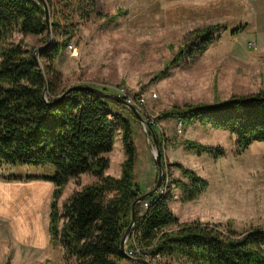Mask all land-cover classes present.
Segmentation results:
<instances>
[{
	"label": "rangeland",
	"instance_id": "rangeland-1",
	"mask_svg": "<svg viewBox=\"0 0 264 264\" xmlns=\"http://www.w3.org/2000/svg\"><path fill=\"white\" fill-rule=\"evenodd\" d=\"M60 1L53 0L54 7L46 1L49 23L45 33L12 30L2 46L21 44L38 57V51L52 41L60 45L65 42L52 60L65 89L89 83L110 92L123 88L129 95L142 96L140 108L133 106L148 122L156 124L157 134L164 138L163 160L182 164L208 183L200 196L182 202V192L171 181L186 179L176 167L164 165L161 186L167 182L172 187L169 206L179 223L200 221L237 232L264 224L263 141H252L240 150L227 129L200 122L181 127L175 118L156 121L173 105L210 103L216 98L264 91V0H93V10L83 4L81 13L75 1L67 0L64 15L55 11ZM56 19L72 34L54 27ZM212 24L220 28L206 50L193 57L185 54L177 64L168 65L179 48L189 49L195 44V32ZM240 26L242 30L233 35L231 31ZM250 40L256 49L248 46ZM68 44H72L71 49ZM37 60L43 71L44 61L40 57ZM163 70L166 72L161 74ZM124 115L132 124L139 149L135 181L142 188L145 183L152 188L157 176L153 141L132 114ZM185 139L219 147L222 154L188 150ZM119 142L122 144L117 127L112 151L105 154L109 169H114L118 159ZM52 173L51 165L0 163V182L22 193L14 200H0V264H78L74 258H66L63 247L51 239L49 211L54 184L42 176ZM148 174L149 180L144 178ZM94 181L96 178L88 173L69 179L57 198L59 211L74 191ZM32 189L40 196L29 195L27 190ZM132 236L133 228L126 239L127 250L132 247ZM162 262L178 263L174 257H160L154 264ZM119 264L134 263L125 258Z\"/></svg>",
	"mask_w": 264,
	"mask_h": 264
},
{
	"label": "trees",
	"instance_id": "trees-1",
	"mask_svg": "<svg viewBox=\"0 0 264 264\" xmlns=\"http://www.w3.org/2000/svg\"><path fill=\"white\" fill-rule=\"evenodd\" d=\"M46 1L54 7L53 0ZM73 1L80 13L83 4L93 10V0ZM67 9L68 1L61 0L55 11L64 15ZM53 25L62 27L63 34H72L59 19ZM47 28L44 10L36 0H0V163L51 165L53 173L42 177L54 184L49 211L52 241L63 247L66 258H74L78 264H119L125 259L120 240L131 219V205L145 192L135 181L139 149L132 124L124 115L132 113L85 89L73 90L56 101L65 88L52 60L65 42L60 45L52 41L38 51L44 61L43 71L34 53L21 44L2 46L12 30L40 35ZM219 28V24H212L195 32V44L189 49L179 48L168 65L177 64L185 54L193 57L206 50L216 40ZM241 30V26L236 27L231 33ZM171 118L178 119L181 127L200 122L227 129L243 150L252 141L264 142V91L216 98L210 103L173 105L156 121ZM133 119L139 122L134 115ZM149 123L163 153L164 138L157 134L156 124ZM117 127L125 159L120 176L113 177L105 174L109 166L105 154L112 151ZM184 143L197 153L222 154L219 147L186 139ZM162 163L176 167L186 179L171 181L182 192L180 201L194 200L205 192L208 183L193 170L180 163H166L163 155ZM85 173L96 181L74 191L59 211L57 198L63 187L69 179ZM161 188L134 206L133 239L141 250L158 253L161 258L174 257L178 261L175 264H264V224L237 232L200 221L179 223L169 206L172 187L166 182Z\"/></svg>",
	"mask_w": 264,
	"mask_h": 264
},
{
	"label": "water",
	"instance_id": "water-1",
	"mask_svg": "<svg viewBox=\"0 0 264 264\" xmlns=\"http://www.w3.org/2000/svg\"><path fill=\"white\" fill-rule=\"evenodd\" d=\"M37 2H39V4L42 6L44 13H45V23L48 26V8H47V2L46 0H36ZM49 44H47L46 46H48ZM45 46V47H46ZM39 57V54H37ZM35 59L38 63V57H36L35 53H34ZM81 89H85L88 90L94 94H96L99 97L102 98H108L111 99L119 104H121L124 108H126L127 110H129L137 119L138 121L143 124L145 126V131L148 137H150L153 141V159H154V164L155 167L157 168V176H156V180H155V184L154 186L148 190L147 192L143 193L141 196H139L131 205V219L130 222L128 224V226L125 228V230L122 232L121 234V240H120V250L122 255L126 258L131 260L134 264H154L152 262H149L147 260H145L144 258L140 257V256H133L131 255L126 248V239L128 236V233L132 230V228L134 227V222H135V210H134V206L136 203L140 202V201H144L147 198L151 197L157 190H159V188L161 187L163 178L165 176L166 173V169L162 163V152L160 150V147L158 145L157 139H156V134L154 129L152 128V126L150 125V123L146 120V118L142 115V113L140 112V110L130 104H127L125 102V100L120 97L118 94L114 93V92H110V91H106L103 89H100L92 84L89 83H78V84H74L71 85L70 87L66 88L59 96V98H57L56 101H59L61 98H63L64 96H66L69 92L73 91V90H81Z\"/></svg>",
	"mask_w": 264,
	"mask_h": 264
},
{
	"label": "built area",
	"instance_id": "built-area-1",
	"mask_svg": "<svg viewBox=\"0 0 264 264\" xmlns=\"http://www.w3.org/2000/svg\"><path fill=\"white\" fill-rule=\"evenodd\" d=\"M67 46H68L67 47L68 49H71L72 48V44H68ZM248 46L250 48H252V49H256V47H257L256 44H255V42H254V40H250ZM115 93L118 94L120 97H122L127 104L135 105V106H137L139 108L142 105V103L144 102V99L142 98V96L137 95V94H135L133 96L132 95H129V94H127V92H125L123 90V88H116L115 89ZM129 241L132 244V247H131L130 250L128 249L127 251L131 255L137 256V254H138V255L142 256L145 260H147L149 262H153V263H154V261L155 262H158V260L160 259L159 254L153 255L152 253L148 252L147 250L141 251L137 247L136 243L134 242L133 236L130 238Z\"/></svg>",
	"mask_w": 264,
	"mask_h": 264
},
{
	"label": "crops",
	"instance_id": "crops-1",
	"mask_svg": "<svg viewBox=\"0 0 264 264\" xmlns=\"http://www.w3.org/2000/svg\"><path fill=\"white\" fill-rule=\"evenodd\" d=\"M117 145H118V153H119V156H118V159L116 161H114V163H115L114 164V169H111V168L109 169V166H108V169L105 172V174L111 175L113 177H119L120 176V173H121V163L125 159V155H124V151H123V148H122V144L119 142V144H117ZM138 160H139V158L135 162V171H136L137 161ZM109 163H110V161H109ZM144 178H148V180H149V174H148V176H146ZM31 185L34 187L33 184H31ZM8 187H10V186L9 185H5L4 182H0V200L1 201H7L8 199L14 200L17 196H19L20 194H22L20 192L21 190L18 191V189H16V188L15 189H12L14 187H10V188H8ZM150 188H151V185L149 183H145V185H144V187L142 189L144 191H148V190H150Z\"/></svg>",
	"mask_w": 264,
	"mask_h": 264
},
{
	"label": "bare ground",
	"instance_id": "bare-ground-1",
	"mask_svg": "<svg viewBox=\"0 0 264 264\" xmlns=\"http://www.w3.org/2000/svg\"><path fill=\"white\" fill-rule=\"evenodd\" d=\"M28 191V194L29 195H31L33 198H34V196H36V197H38V196H40V193L38 192V191H34V189H32V190H27ZM28 198V197H27ZM32 199V198H31ZM33 201H34V199H33Z\"/></svg>",
	"mask_w": 264,
	"mask_h": 264
}]
</instances>
